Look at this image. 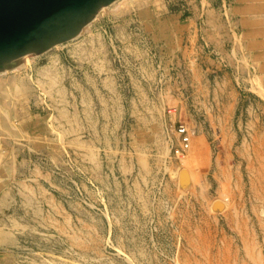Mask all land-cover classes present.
Wrapping results in <instances>:
<instances>
[{
  "label": "rangeland",
  "instance_id": "obj_1",
  "mask_svg": "<svg viewBox=\"0 0 264 264\" xmlns=\"http://www.w3.org/2000/svg\"><path fill=\"white\" fill-rule=\"evenodd\" d=\"M250 1L117 0L0 73V264H264Z\"/></svg>",
  "mask_w": 264,
  "mask_h": 264
},
{
  "label": "water",
  "instance_id": "obj_2",
  "mask_svg": "<svg viewBox=\"0 0 264 264\" xmlns=\"http://www.w3.org/2000/svg\"><path fill=\"white\" fill-rule=\"evenodd\" d=\"M117 0H0V73L80 35Z\"/></svg>",
  "mask_w": 264,
  "mask_h": 264
},
{
  "label": "crops",
  "instance_id": "obj_3",
  "mask_svg": "<svg viewBox=\"0 0 264 264\" xmlns=\"http://www.w3.org/2000/svg\"><path fill=\"white\" fill-rule=\"evenodd\" d=\"M253 1V0H252ZM248 3L246 8L249 16L244 21L243 34L245 35L244 40H250L252 42V47L248 48L247 51L250 52L251 56L258 59V64L256 65L258 69V74L262 76L264 80V0H257V9L255 10L254 5ZM243 9V10H244ZM245 11H242V14ZM255 13L256 15H253ZM248 43V42H247ZM3 96L0 94V101ZM1 103V102H0Z\"/></svg>",
  "mask_w": 264,
  "mask_h": 264
},
{
  "label": "built area",
  "instance_id": "obj_4",
  "mask_svg": "<svg viewBox=\"0 0 264 264\" xmlns=\"http://www.w3.org/2000/svg\"><path fill=\"white\" fill-rule=\"evenodd\" d=\"M177 135L182 138L179 146L176 148V154L182 156L190 147L189 135L190 131L184 124H179L176 128Z\"/></svg>",
  "mask_w": 264,
  "mask_h": 264
},
{
  "label": "bare ground",
  "instance_id": "obj_5",
  "mask_svg": "<svg viewBox=\"0 0 264 264\" xmlns=\"http://www.w3.org/2000/svg\"><path fill=\"white\" fill-rule=\"evenodd\" d=\"M105 8V7H104ZM103 8V9H104ZM49 76V75H48ZM38 86V85H37ZM91 120V119H90ZM168 134V133H167ZM204 163V162H203ZM81 231V230H80ZM258 236V235H257ZM257 247V246H256ZM259 254V253H258ZM252 257V256H251ZM243 259V258H242ZM255 259H256V257H255ZM47 260V259H46ZM234 260V259H233ZM253 261H255V260H253ZM255 263V262H254ZM257 264V263H256Z\"/></svg>",
  "mask_w": 264,
  "mask_h": 264
}]
</instances>
